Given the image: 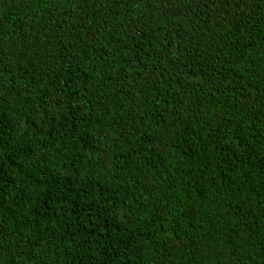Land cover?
I'll use <instances>...</instances> for the list:
<instances>
[{"label": "trees", "instance_id": "trees-1", "mask_svg": "<svg viewBox=\"0 0 264 264\" xmlns=\"http://www.w3.org/2000/svg\"><path fill=\"white\" fill-rule=\"evenodd\" d=\"M0 264H264V0H0Z\"/></svg>", "mask_w": 264, "mask_h": 264}]
</instances>
